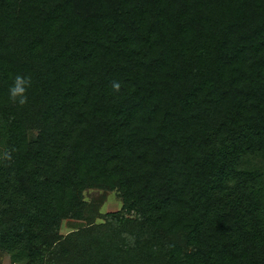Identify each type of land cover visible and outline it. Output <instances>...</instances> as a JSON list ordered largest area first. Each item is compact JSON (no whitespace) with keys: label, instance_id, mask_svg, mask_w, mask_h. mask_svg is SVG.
<instances>
[{"label":"trees","instance_id":"trees-1","mask_svg":"<svg viewBox=\"0 0 264 264\" xmlns=\"http://www.w3.org/2000/svg\"><path fill=\"white\" fill-rule=\"evenodd\" d=\"M261 158L264 0H0L11 264H264Z\"/></svg>","mask_w":264,"mask_h":264},{"label":"rangeland","instance_id":"rangeland-1","mask_svg":"<svg viewBox=\"0 0 264 264\" xmlns=\"http://www.w3.org/2000/svg\"><path fill=\"white\" fill-rule=\"evenodd\" d=\"M253 163L256 164V166H258L260 169L263 168L262 166H264V161L262 160V158L255 160V162ZM85 197L87 200H92V202L94 203L96 202L95 204H98L100 207H102L103 205L104 211H116L121 207L120 198H118L115 192H106L99 189H93V190H87L85 192ZM101 212L103 211L101 210ZM101 219L102 218H98L99 221ZM86 222L87 221L85 219L64 220L62 223L61 232L63 234H67L70 231L78 230L79 228L86 226ZM0 264H11L10 255L8 253H4L1 250H0Z\"/></svg>","mask_w":264,"mask_h":264},{"label":"clouds","instance_id":"clouds-1","mask_svg":"<svg viewBox=\"0 0 264 264\" xmlns=\"http://www.w3.org/2000/svg\"><path fill=\"white\" fill-rule=\"evenodd\" d=\"M30 86V78L23 75H17L12 86L9 89V96L14 102L25 104L28 100L27 90ZM116 89H119V84H114Z\"/></svg>","mask_w":264,"mask_h":264}]
</instances>
